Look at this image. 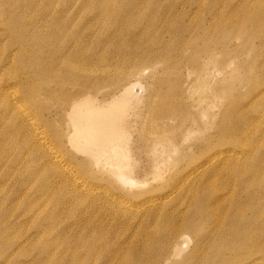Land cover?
<instances>
[{"label":"rangeland","instance_id":"rangeland-1","mask_svg":"<svg viewBox=\"0 0 264 264\" xmlns=\"http://www.w3.org/2000/svg\"><path fill=\"white\" fill-rule=\"evenodd\" d=\"M64 31L82 47L85 35L110 47L106 57L97 50L93 74L52 70L72 44L61 47ZM23 33H40L26 52ZM132 53L146 61L132 64ZM79 80L93 81L87 94L98 104L133 83L136 99L118 107L127 113L118 153L94 160L68 141L64 112ZM263 156L264 0H0V264H73L60 238L65 225L79 231L102 221L127 229L128 240L167 213L194 228L176 234L187 242L161 264H201L235 228L245 232L236 249L222 246L225 264H264ZM242 164L255 174L225 169ZM168 225L159 226L158 245Z\"/></svg>","mask_w":264,"mask_h":264},{"label":"bare ground","instance_id":"bare-ground-1","mask_svg":"<svg viewBox=\"0 0 264 264\" xmlns=\"http://www.w3.org/2000/svg\"><path fill=\"white\" fill-rule=\"evenodd\" d=\"M108 7L109 6L107 4H105V11ZM114 12H116V11H114ZM106 17L108 18V15H106ZM107 18L104 17L103 19L106 20ZM107 21H109V20L108 19L106 20L105 26L107 28L111 27L113 29V27L111 26V23L107 22ZM17 22L20 24V22H22V18L19 17ZM111 31H113V30H111ZM21 32H24V31L20 30V33ZM23 34H26V33H23ZM39 34L40 33L34 34V35H27L26 34L24 36V40L19 42L20 50L22 52L28 51V47H29L28 44L30 43V41H34V39H37ZM67 34H69V33L64 31L65 36L62 34L63 37L59 38V40H60L59 42H61V47L66 48V45L70 43L69 41H71L72 44H71V46L68 45L70 47H68L67 50L65 49L64 54L61 55L60 60H58V57H56L55 63H53L55 65V69H53V65H52V70L53 71H60L63 74H64L63 71H72L73 70V71H76V74L82 73V74L89 76L92 72H94V69H96V66L99 65L98 64L99 62L96 63V58L98 55L97 50L101 51L104 54L103 56L106 57L105 52L108 51V49H110V47L107 46L106 43H104V45L100 43V46H98L97 43L95 42V40H93V39L89 40V37L91 35L86 36L84 33L83 34L85 35V39H83V40H84V43H86V45H85V47H82L81 46L82 40L80 41L77 38L72 39L73 35L72 34L67 35ZM103 34H104V32H103ZM67 37H69V38H67ZM87 37H88V40H87ZM114 37L116 38L117 36L114 35ZM73 41H74V43H73ZM13 42L15 44L18 43L15 41H13ZM66 42H67V44H66ZM82 45L84 46L83 43H82ZM108 45H110V43ZM72 46H73V48H72ZM73 49L75 51L72 53L71 51ZM134 51H135V49H134ZM101 52H100V54H102ZM143 53H140V54L139 53H135V54L132 53L133 54V57L131 59L132 64L137 65L138 63L141 64L140 62H145L146 60H144L142 58ZM53 55H55V54L50 55L51 59L53 58ZM115 55H117L118 58L121 56V58H125V59L128 58V56H130V54L128 56L127 55L125 56L124 53H121V52H115L114 56ZM39 56H41V55L40 54L37 55L36 52L34 53V56H33V59H35V60H37V58H38V60H39L37 62L38 64H40L39 62L41 61V57H39ZM42 57H43V55H42ZM99 57L100 56H98V60H99ZM42 62H43V60H42ZM42 64H40L39 66H42V68H43L44 65H42ZM46 67L50 68L49 65H47ZM38 68H40V67H38ZM41 70L42 69L40 68V72H41ZM43 72H45V71H43ZM49 72H50V70L48 71V75H49ZM68 75H69V73H68ZM65 77H67V79L72 78V77L67 76V75H65ZM82 77H86V76H82ZM73 79H75V78H73ZM87 79H89V77ZM28 80L29 79H27L26 81H28ZM83 81H87V80H79V84H78L79 88L77 89V91L75 93H73V96L69 99V103H68L69 105H68L67 111L64 110L65 111L64 112L65 117H66L65 119L67 120V123L70 126L69 130L66 133V136L68 137V141L73 145V147H75L76 150L81 151L82 153H85V155L91 157L94 160H96L97 155L100 152L105 151L106 149H108L109 152H111L112 154H116V153H118L117 152L118 144L116 141L119 140L124 135L122 130H121V125H122V122L124 123V121L127 117V113L119 112L118 107H120L122 105H129L130 103H132L136 99L137 94L133 91V88H135V87H133V83H132V85L129 83L128 85H125L121 89V92H119L120 94H118L116 96L114 95V97H112L111 101H109L105 104H98L90 95L87 94L88 90L92 89V87H93V83H92L93 81L88 80L89 82L86 84L81 83ZM42 84H43V82H42ZM134 84L136 85L137 83H134ZM232 133H233V131H232ZM260 160L264 162V156L261 157ZM225 169L227 170V172L229 174H235L241 178H243L246 174L251 175V176H253L255 174L252 170H249V169L245 170V169H247V167H245L244 164H242L241 167H239L237 169H233L231 167H225ZM117 177L126 183H131V182L134 183L133 181L128 179V177L122 173H118ZM250 185H251V183H250ZM253 185H254V183H253ZM243 188H244V186H243ZM247 194H248V192H247ZM251 199H252V197H251ZM203 200H200V201L203 202ZM250 201L251 200L249 199V203H251ZM202 202H201V204H202ZM250 206L251 205H249L248 208H250ZM205 209L202 208L201 213ZM246 209H247V207H246ZM218 210L219 209L217 207V211L212 210V212L213 213L219 212ZM252 210L254 212L256 209H252ZM197 211H198V208H197ZM204 212H207V211H204ZM227 212H229V211H227ZM208 213L210 214L211 212L208 211ZM244 213H245V210H244ZM244 213H242V214L245 215ZM256 213H257V211H256ZM261 213H262V211H261ZM171 215H172V213H171ZM171 215H170V213H167V215L165 216V219L162 218V220L167 221V223L169 225L167 227V230L165 231L166 233L164 234L166 237H163V238L161 237V240L164 238L166 240H164V242L160 243V245L157 244L158 240L156 239V237H159V235L163 234V232H164V231H162V233H160V234L158 233V228H160L159 226H161V224L163 223L162 220H161V224L159 226L156 225L153 228H150V231H148V228L146 226H144V227L140 226L137 230H134L135 236L138 237V242H136V243L135 242L134 243L129 242L131 237H134L133 239H135V236H132L133 233L132 234L130 233L131 237L128 236V240L126 239L127 237L124 236L127 229L124 230L125 232L122 230H117L116 228L113 227L114 226L113 224L107 225L106 223H104L102 221L96 222L93 225V227H91V228H88V229L82 228L79 231H75L72 227H70L71 226L70 224L65 225V227H63V229L60 230V232H61L60 238L63 240H64V238H66V240H65L66 243L65 242L64 243H65V246H67L68 248H70L72 250V254H71L70 259H71V261H74V263L72 262L73 264H89L88 259H91V258H93L95 260V262H94V260L93 261L91 260L93 263L92 262H90V263H92V264H142V263H144L142 261L146 259V257L143 255L144 253L149 255L148 259H147V264H161L164 262V260L169 255L168 254L169 248H171V250L175 256L179 255L182 252L183 246H181L179 244V240L181 239V241L187 242V236L182 235L180 237L179 236L175 237L176 234L179 231H181L182 229L192 230L194 228V226L191 224L192 223L191 220L187 221V219L183 218L182 220L181 219L179 220L180 222H177L175 219L173 220L171 218ZM208 215H206V216H208ZM223 216H225V214H223ZM229 216L233 217L234 215L231 213ZM240 216L237 218L242 217V216L241 217ZM225 217H226V219L228 218L227 213H226ZM225 217H224V220H225ZM244 223H243V225H245ZM225 224H226V221H225ZM233 225L234 224H232V226ZM228 226H230V225H228ZM228 226H226V227L228 228ZM243 228L244 227H242V229ZM251 228L249 227L250 230H252ZM220 229L219 230L217 229L218 234H222L224 231V229H223V231H222V229L221 230ZM229 230H230V228H229ZM159 231H160V229H159ZM54 232H55V230H54ZM127 232H129V231H127ZM244 232H245L244 230L242 231L241 229H237V228L231 229V233H229V232L228 233H229V236H230V234H232L231 236H233L234 239L229 238L228 236L225 237L226 241L224 242V244L226 246L223 243H220L221 240L218 241L217 248L214 249L213 254L211 256L206 257V259L201 264H225L226 258L224 256H222V255H224V253H222V252H224L222 249V246L224 245L226 247V248H224V250L227 251L226 249H229L227 247L231 248L230 244L232 245V243L234 242L235 244L233 243V247H235V249H236L239 245L238 244L237 246H235L236 243H238V242H236V240ZM224 233H226V232L224 231ZM72 234H74V235L72 236ZM250 236L252 237V235H250ZM121 237H122V239H123V237H125V239L121 243H119V240ZM223 237H224V235H223ZM152 244H157L156 246H159V248H161V249H159V252L154 253L153 250L150 249ZM161 244H163V245H161ZM203 244H206V243L203 242ZM253 244H255V243H253ZM201 245H202V243L200 244L199 247H201ZM60 247H62V245ZM67 247H65V248L68 249ZM0 248H1V246H0ZM21 248H22V246H21ZM37 248H39V247H37ZM250 248H251V246H250ZM17 249H18V247H17ZM164 249H166V250L163 252ZM235 249H232V250L234 251ZM2 252L4 253L3 250H2ZM254 252H256V251H254ZM55 255L53 254L54 257H55ZM219 255H221L223 258L222 257H220V258L224 259V260H221L219 258ZM218 258L220 259V261ZM262 258H264V257H262ZM36 260H37V258H36ZM36 260H35V262H36ZM52 260H53V258H52ZM8 261H9V258H8ZM49 261H48V264H49ZM227 262L229 263V260H226V263ZM36 264H38V261ZM51 264H53V263L51 262Z\"/></svg>","mask_w":264,"mask_h":264}]
</instances>
